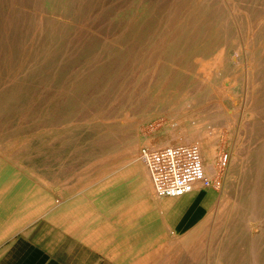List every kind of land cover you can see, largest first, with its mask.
<instances>
[{"label":"rangeland","instance_id":"obj_1","mask_svg":"<svg viewBox=\"0 0 264 264\" xmlns=\"http://www.w3.org/2000/svg\"><path fill=\"white\" fill-rule=\"evenodd\" d=\"M6 2L8 5L5 4ZM36 4H41V8ZM55 6L54 0H0V197L3 195L9 198L15 193L24 198L26 208L33 206V202L38 204V208L40 202L46 203L47 208L42 209L43 214L56 210L58 213L65 212L67 198L80 199L81 203L86 205L96 204L97 199L104 196L107 199H109L108 196L113 198L112 193L105 195L103 189L89 190V187L104 184L97 182V179H111L114 175H140L139 160L141 159H138L137 155L147 149L145 144L147 138L153 135L163 136L169 130L181 127L183 122H188L189 127H193L196 123L195 126L201 129L215 128L216 130L219 125L214 124L213 117L222 112L227 119L229 118V125H220L225 136L224 145L217 156L219 177L214 178L216 182L214 191L209 188L202 190V193L205 192L209 196L203 211H200L202 204L196 210L197 213L202 212V220L200 219L197 228L193 231L176 238L170 235L169 243L164 245L160 254L155 255L150 262V264H216V242L220 241L221 229L219 227L215 232L213 221L216 217L210 209L214 201L223 194H227L232 201L235 200L236 182L228 175L222 176L231 162L233 148H243V145L245 148L251 146V149H254L253 165L258 168V172L255 173L252 170L247 175L251 177L258 174L264 177V171L260 172L261 168L264 169L262 159L264 151H260L264 150L261 144L264 139L262 98L259 91L257 97L256 94L255 98L252 97L249 85L239 79L240 71L244 69L243 60L252 52L254 55L259 52L258 56L261 53L258 35H255L254 44L246 47L252 52L248 50L249 52L230 53L223 63L224 68L223 65L217 66V69L214 67L213 60L218 53L208 50L200 53V61L197 63L190 62L181 66L159 68L143 65L132 71L131 78L121 80L113 59L108 61L107 65L100 60L99 37L80 36L83 37V41L78 36L59 33L60 25L53 23L58 16L51 12ZM45 8L48 9L45 11L43 10ZM69 8L71 9L67 5V11ZM27 13L30 14L27 16L28 19ZM80 14L84 16L83 11ZM207 68L208 71L215 68L211 76H213V83L216 82L208 90L205 84H198L199 79H203V73ZM186 69H188L187 72ZM237 74L238 76L235 77ZM165 76H168L170 80H166ZM226 83H229L230 87ZM202 90L207 92L204 93ZM243 90H245L244 93ZM241 94H245L246 97ZM229 95H232V98ZM220 99L221 102H219ZM215 102L223 103V111L218 110L219 103L216 106ZM64 111L69 112L65 114ZM231 114L234 116L232 117ZM205 119L208 120L205 121ZM199 121L201 123H197ZM256 123L260 127H257ZM235 128L237 129L234 130ZM135 150H138L137 153H134ZM226 155L228 159L224 163L223 159ZM32 174H36V178ZM51 179L54 181L52 182ZM40 184L47 188V193L38 191L39 186H42ZM9 193L11 195H8ZM250 197L248 193H241L238 196L242 203H248ZM109 201L106 204H110ZM245 213L251 220L242 227L232 225L229 234L233 235V238L229 237V240L225 241L235 249L231 251L234 254L231 257L232 261L227 259V255L221 258L223 262L227 261V264H264V237L261 233L264 216L262 199H259L257 205L247 209ZM64 216L60 217L63 222ZM208 217L210 222H203V219ZM242 233L244 237L240 239ZM240 250L244 254L242 260L238 257Z\"/></svg>","mask_w":264,"mask_h":264},{"label":"bare ground","instance_id":"obj_2","mask_svg":"<svg viewBox=\"0 0 264 264\" xmlns=\"http://www.w3.org/2000/svg\"><path fill=\"white\" fill-rule=\"evenodd\" d=\"M42 1H44V0H42ZM54 1L56 2V6H55L54 10H51V12L54 13L55 15H57L58 17L55 18L54 20L53 19L52 20H53V23L56 22L60 25L61 29H59V33L63 32V34L66 33L67 35L70 34V35H74V36H78V37H80V36L99 37L100 38V45H99L100 60L106 64L108 61L113 59V61H115V63H116V66L118 68V73H119V75H118V73L116 75H118L121 80H124V79L128 80L129 77L131 78L130 75H132V71H134L135 68L141 67L143 65L148 66V67L151 66L152 68H159L161 66H163V67L164 66H170L171 67L173 65L174 66L175 65L181 66V65L188 64L190 62L197 63L200 61V56H201L200 53L207 52L208 50H214L215 52L218 53L216 58L213 60L214 67H216V69H217V66L220 67L221 65H223V63L225 62V59H227V57H229L230 53H232V52L242 53L243 51L246 52L248 50H251L249 48L247 49L246 47L250 46L251 44H254V42L256 41L255 35H258V37L257 36L256 37H257V39L258 38L260 39L259 41H260L261 53L259 56L257 55L259 52L256 53V55H254L252 50H251V52H252L251 55H249L247 53L249 56H248V58L243 60L244 64L243 63H242L243 65L241 64L244 67V69H242L240 71L239 79H241L243 81V83H245L246 85L247 84L249 85L252 97H254L255 94L257 97L259 94V93L257 94V92L258 91L260 92V95L262 98V102H261L262 103L261 115H262V119H263V127L262 128H264V0H54ZM15 3H17V2H15ZM5 4H7V2ZM37 4H36V6H39L41 8V6H40L41 4L40 5H37ZM42 4H44V3H42ZM25 5H27V4H25ZM67 5L71 7V9L69 8V11H67ZM30 7H31V5H30ZM6 9H7V7H6ZM6 9H5V11H6ZM47 9L45 8L43 10L46 11ZM81 11L84 12V16H81V14H80ZM41 12H39V13H41ZM29 13H27L26 18H27ZM43 13H44V11H43ZM37 16H39V15H37ZM40 18H41V14H40ZM54 25H56V24H54ZM59 25H58V28H59ZM256 32H257V34H256ZM54 33H55V31H54ZM48 34H51V33H48ZM45 36H46V34H45ZM47 36H51V35H47ZM53 36H54V34H53ZM63 38H66V37H63ZM80 39L83 40V37L82 38L80 37ZM60 42L61 41L59 40V43ZM40 44H41V42H40ZM69 44H71V43H69ZM75 44H76V42H75ZM42 46H43V44H42ZM64 46H65V44H64ZM252 49H254V48H252ZM245 52H244V54H245ZM113 61H111V62H113ZM58 64H60V63H58ZM99 64H101V63H99ZM109 64H110V62H109ZM237 65H236V67H237ZM75 67H76V65H75ZM75 67H74V70H75ZM222 67L224 68V65ZM222 67L220 69H222ZM243 67H241V68H243ZM182 68H183V66H182ZM166 69H167V67H166ZM225 69H223V70H225ZM146 70H148V69H146ZM187 70L188 69H186V72H187ZM200 70L202 72V69H200ZM212 70H215V68H211V70H209V71L207 68V70L205 72L203 71L204 72L203 73V79H199L200 82L198 81V84H205L207 90L211 89V85L216 83V82L213 83V81H212V79H213L212 78L213 76H211ZM167 71H168V69H167ZM102 72H104V70ZM155 72H156V70H155ZM232 72H233V70H232ZM165 73H167V72H165ZM184 73L185 72H183V74ZM234 73H236V71H234ZM146 74H147V72H146ZM15 76H16V74H15ZM237 76H238V74L235 77H237ZM191 78H192V76H191ZM199 78H200V76H199ZM218 78H219V76H218ZM91 79H93V78H91ZM230 79H232V77ZM259 79H260V81H258ZM166 80H170V78H167ZM235 81H236V79H235ZM89 82H90V80H89ZM11 83H12V81H11ZM233 83H234V80H233ZM239 83H241V82H239ZM228 84H227V86L230 85V84L229 85ZM223 85H225V84H223ZM223 88H225V87H223ZM234 89H233V91H235ZM207 90H206V92H207ZM202 91H204V93H206L205 90H202ZM225 91L227 94V88ZM229 91H230V89H229ZM244 91L245 90H243V93H244ZM213 92H214V90L212 91V93ZM189 93H191V92H189ZM247 93H248V91H247ZM72 94H73V92H72ZM210 95H211V93H210ZM244 95L245 94H243L242 96H244ZM236 96H237V91H236L235 97ZM185 97H187V95ZM245 97H246V95H245ZM200 98H201V96H200ZM252 99H251V101H254ZM256 100L258 101V98ZM245 101H246V99H245ZM219 102H221V99L219 100ZM219 102H215V105L218 104ZM248 102H249V100H248ZM249 105H250V103H249ZM38 107H40V105ZM218 107H219V109H218L219 111H223V109H224L223 103H219ZM237 109H239V108H237ZM227 110H228V108H227ZM26 112H28V111H26ZM48 113H50V112H48ZM64 113H65V111H64ZM67 113H65V114H67ZM220 113H219V115L216 113L217 115L214 117L212 116L214 118V119L213 118L212 119L215 121L214 124L219 125V128H217L216 130H215V128L201 129L200 127L195 126L196 123L193 125V127H189L188 122H185V123L183 122V124L181 122L182 125L178 129H171L166 134H164L163 136H160V135L154 136L153 135L152 137H149V138H147V140H145L146 141L145 144L147 146V149L145 150V152L144 151L142 152L143 154L140 153V155H137V158L141 159V161L139 160L140 168H141L140 172L147 179V183H148L147 186L149 189L148 191H152L151 193H153L155 195L153 197H159V196H157L155 194V191H154L155 190L154 189V182H153V179L151 177V173H150L149 166H148V154L151 151L158 149V147H156L158 145H161V146L196 145V146H198L200 151H201L202 161L204 163L205 175H204L203 179H201L197 183H195L192 191L187 192L185 194L186 195H192V194L197 193L198 191H200L203 188H205V189L209 188L212 191H214V186L216 185L214 178L217 176L219 177V167L217 165V156L220 153L219 152L220 148L222 147V145H224L223 139L225 136V134H224L225 132H224L223 128L220 127V125H224V124L229 125V120H228L229 118L227 119V117L222 112H220ZM252 113L253 112H251V114ZM228 114H230V113H228ZM231 116H232V114H231ZM125 117L127 118V116H125ZM210 118H209V120L211 122ZM235 118H237V117L235 116ZM255 119H253V120H255ZM90 120H91V118H90ZM206 120H208V119H205V121ZM20 121H21V119H20ZM201 121H204V120H201ZM197 123H201V122L199 121ZM42 124H44V123H42ZM256 124L258 127L259 124L258 123H256ZM56 125H57V123H56ZM234 125H235V123H234ZM51 127H52V125H51ZM61 128H63V127H61ZM251 128H252V126H251ZM251 128H249V130ZM39 129H40V127H39ZM39 129H37V130H39ZM236 129L237 128H235L234 130H236ZM237 132H238V130H237ZM246 132H245V134H246ZM235 134H237V133H235ZM144 137H146V136H144ZM250 137H251V135H250ZM238 141L240 142V140H238ZM234 143H235V141L233 142V144ZM261 144H263L262 148L264 149V139L262 140ZM130 151H131V149H130ZM137 151L138 150H135L134 153H137ZM260 151L262 152L264 150H260ZM253 152H254V149H251V146H249L248 148H245L243 145V148H240V147L239 148H233V150L231 152L232 153L231 154L232 155L231 162L227 166V170L224 171L222 176L224 177V175L225 176L228 175L229 177H232L234 179V181L236 182L237 188L235 191V200L232 201L231 199H229V196L227 194H223L220 196V198L218 200L214 201V203L210 209L211 211H213L212 214H214V217H216V218H214V221H213V225H214L213 228L215 229V232L217 231V228L220 227V229H221L220 241L216 242V258H215L216 264H227V261L223 262L221 257H223V255H227V259L231 260L232 259L231 257L234 255V254H232L231 251H235V249L232 248L229 245V243L225 242L226 239L229 240V237L231 239L233 238V235L231 236V234H229L230 227L232 225L233 226L237 225V227H239V226L242 227L245 224H247V222L250 221L251 219L246 217L245 212L247 209L249 210V208L255 207L257 205L259 199H262V204L264 207V177L259 175L261 177L260 178L258 176V174L256 176H251V177H249L247 175V173L249 171H252V170H254L255 173H256V171L258 172V168L257 167L255 168L253 165V160H254L253 159L254 157L252 156ZM3 158L5 159V157H3ZM57 158H59V157H57ZM262 159H263V164H264V155L262 156ZM33 169H35V168H33ZM263 171H264V169L261 168L260 172L263 173ZM32 175H34V174H32ZM35 175H34V177H35ZM40 175H42V174H40ZM40 177H42V176H40ZM56 178H55V180H56ZM45 180H46V178H45ZM51 181H52V179H51ZM51 181H49V182H51ZM42 183H43V181H42ZM40 185H42V184H40ZM46 189L42 185V186H39L38 191L42 192V193H47ZM241 193H248L251 195L250 201L248 203H242L240 198H238V196H240ZM178 196H180V195H178ZM174 198H178V197L177 196L171 197V200H175ZM47 204H49V201H47ZM39 207L41 209L45 208L46 203L43 204L42 202H40ZM204 207H205V205H203V207L200 209V211H203ZM53 208H55V206ZM254 210H256V209H254ZM200 211L197 213V215L201 216L202 212L200 213ZM216 211H218V212H216ZM255 217H256V215L254 216V218ZM209 220H210V217L206 218L205 220L203 219V222L209 223L210 222ZM252 220H254V219H252ZM63 223H65V222H63ZM253 227L254 226H252V230L254 229ZM255 232L256 231L254 229L253 233H255ZM261 233L263 234V237H264V216H263V220L261 223ZM243 237H244V234L242 233L240 239ZM235 243H237V242H235ZM235 243L233 245H235ZM241 246H243V245H241ZM241 250H240V254H238L239 255L238 257L242 260L244 254L241 252ZM254 256L255 255H253V258H255ZM236 258H237V256H236ZM223 259H226V258H223ZM233 262H235V261H233ZM234 264H236V263H234Z\"/></svg>","mask_w":264,"mask_h":264},{"label":"crops","instance_id":"obj_3","mask_svg":"<svg viewBox=\"0 0 264 264\" xmlns=\"http://www.w3.org/2000/svg\"><path fill=\"white\" fill-rule=\"evenodd\" d=\"M96 181L104 184L89 190L100 188L113 198L104 196L91 205L67 198L65 212L59 213L43 214L34 202L26 208L15 193L2 195L0 264H150L170 235L197 228L202 216L196 210L209 198L203 189L175 200L153 197L141 174Z\"/></svg>","mask_w":264,"mask_h":264},{"label":"built area","instance_id":"obj_4","mask_svg":"<svg viewBox=\"0 0 264 264\" xmlns=\"http://www.w3.org/2000/svg\"><path fill=\"white\" fill-rule=\"evenodd\" d=\"M227 159L226 155L224 163ZM148 166L159 197H175L190 192L205 175L201 151L196 145L164 146L151 151Z\"/></svg>","mask_w":264,"mask_h":264}]
</instances>
